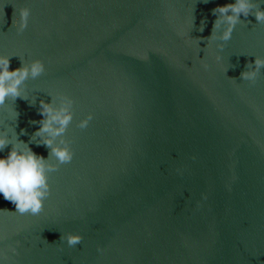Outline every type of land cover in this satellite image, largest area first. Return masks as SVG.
<instances>
[{"label": "water", "instance_id": "water-1", "mask_svg": "<svg viewBox=\"0 0 264 264\" xmlns=\"http://www.w3.org/2000/svg\"><path fill=\"white\" fill-rule=\"evenodd\" d=\"M232 2L0 0V55L45 65L0 107V131L28 143L39 101L66 96L57 143L74 153L39 214L0 194V264H264V68L240 79L264 58V24L241 16L229 41L208 39Z\"/></svg>", "mask_w": 264, "mask_h": 264}, {"label": "clouds", "instance_id": "clouds-1", "mask_svg": "<svg viewBox=\"0 0 264 264\" xmlns=\"http://www.w3.org/2000/svg\"><path fill=\"white\" fill-rule=\"evenodd\" d=\"M212 14L216 19L208 38L210 40L229 41L237 24L242 22L241 16L247 18L252 15L257 23L264 24V8H261L258 0H234L232 3L218 5L212 10ZM29 16L28 7L19 9V20L13 23L18 32L27 27ZM218 47L222 50L224 44ZM10 59L11 56L0 55V107H3L9 98L13 101L18 97L24 98L22 86L25 82L30 77L35 79L45 71V65L39 59L33 60L30 65L22 61L21 67L11 70ZM247 67L249 70L241 72L240 79L254 82L260 69L264 68V58L255 57L254 64L250 62ZM72 103L73 101L66 96L60 98L58 107L51 102L40 100L38 111L42 119L31 122L38 124L39 127L28 143L19 139L14 128L12 132L15 134V140L7 129L0 131V152L10 146L7 155L0 157V194L15 206V212L39 214L44 201L50 195L49 173L56 171L59 165L72 160L74 153L69 142L61 139L57 143V138L64 135L73 119ZM17 116L16 112V118ZM92 118L90 113L78 126L81 129L86 128ZM24 134H26L24 130H21L20 135ZM34 138H39L38 144L50 150L47 158L38 155L29 146L32 142L37 143ZM52 158H55L56 163L51 162ZM60 239L66 240L69 247H75L81 243L83 237L80 234L68 233L66 236L61 235Z\"/></svg>", "mask_w": 264, "mask_h": 264}]
</instances>
